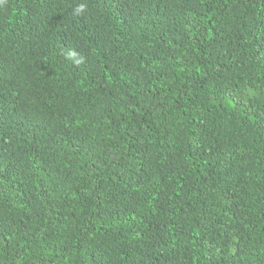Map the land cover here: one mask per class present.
<instances>
[{
    "label": "trees",
    "instance_id": "obj_1",
    "mask_svg": "<svg viewBox=\"0 0 264 264\" xmlns=\"http://www.w3.org/2000/svg\"><path fill=\"white\" fill-rule=\"evenodd\" d=\"M0 264H264V0H0Z\"/></svg>",
    "mask_w": 264,
    "mask_h": 264
},
{
    "label": "clouds",
    "instance_id": "obj_2",
    "mask_svg": "<svg viewBox=\"0 0 264 264\" xmlns=\"http://www.w3.org/2000/svg\"><path fill=\"white\" fill-rule=\"evenodd\" d=\"M83 7H84L83 5H80V6L77 8V11H78V12H79V11H82V10H83ZM68 55H69V58H71V55H72V54L69 53ZM77 63H79V61H77Z\"/></svg>",
    "mask_w": 264,
    "mask_h": 264
}]
</instances>
